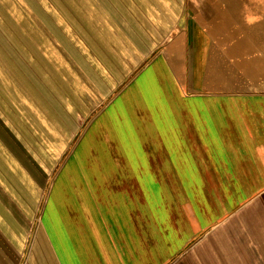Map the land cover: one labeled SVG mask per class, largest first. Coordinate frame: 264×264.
<instances>
[{
	"label": "crops",
	"instance_id": "crops-1",
	"mask_svg": "<svg viewBox=\"0 0 264 264\" xmlns=\"http://www.w3.org/2000/svg\"><path fill=\"white\" fill-rule=\"evenodd\" d=\"M42 1L49 14L45 24L24 0H0L1 166L4 107L19 102L5 103V76L12 90L15 83L20 88V74L5 65L3 43L19 47L28 16L31 25L48 26L40 28L43 39L28 38L36 47L45 43L47 51L52 42L68 41L73 23L93 33L99 19L100 0ZM13 9L27 13L26 24ZM163 14L155 34L159 52L86 125L97 132L91 151L95 161L103 156L97 168L110 173L108 199L115 191L120 195L109 200L114 209L103 200L101 185L85 184L76 162L69 168L86 129L66 148L50 181L39 213L41 223L50 213L43 236L58 264H264V0H187L173 2ZM7 27L16 39H3ZM24 53L34 59V45ZM31 68L24 72L35 73ZM121 99L114 115H105ZM58 185L72 187L75 206L57 198ZM177 186L187 188L183 245L164 218L169 189ZM149 188L157 194L154 236ZM165 226L174 250L166 257Z\"/></svg>",
	"mask_w": 264,
	"mask_h": 264
},
{
	"label": "trees",
	"instance_id": "trees-1",
	"mask_svg": "<svg viewBox=\"0 0 264 264\" xmlns=\"http://www.w3.org/2000/svg\"><path fill=\"white\" fill-rule=\"evenodd\" d=\"M152 1V6L163 7L164 5L161 0H158V3L157 0ZM146 2L148 0H100L99 19L97 23H94L93 33L91 27H77L73 23L69 26L67 42H52L50 51H40V58L32 59L31 62L34 63L36 68L41 69L33 74L26 72L20 74L19 91L27 92V98H30V91L31 96L32 94L35 95V98L32 97V107L30 108L32 121L26 124L18 123L16 127L10 124L4 125V132H17L20 130L28 133L32 131L41 137L46 133L57 131L59 139L63 138L66 141L64 148L68 147L69 150L75 146L77 141L72 136L86 129L82 143L69 161V168L76 164L77 169L82 170L84 175L82 177H84L85 184L88 183L89 188H92L94 184L101 185L103 187V200H106L107 205L110 204L113 209L116 202H109V200L111 198L120 199V195H117L118 192L114 190L115 195L108 199L110 173L107 167L103 170L97 168L96 163L99 159L102 162L103 156H96L95 161L94 156L91 154L94 148L93 141H95L96 129L92 126L82 127L80 122L86 118L91 119L102 108L106 107L110 97L129 75L134 70L141 69L148 62L147 60L141 61V56L156 54V52H151V46L148 43V46L145 43L142 44V41L147 40V34L140 27V18L143 17L141 5ZM147 10L145 8L146 12ZM149 11L148 16L146 14L145 17H147L151 28L157 30V22L161 23L165 20L163 10L161 9L159 13L155 9ZM74 34L78 35L79 40ZM39 45L37 44V47ZM25 55L27 56V54ZM25 55L23 58L26 59ZM52 60H54L53 64ZM45 61L47 65H44ZM9 87H12V85L10 84ZM15 87L16 83L14 84ZM119 101L108 108L105 115H114L115 108H119ZM40 119H42V123H37V120ZM41 132L45 134L43 135ZM45 138L41 140L39 137L31 136L29 140L18 139L17 145L20 152L18 157H16V154L14 156L17 162L12 160L9 163L12 166L7 170L4 168V173L1 172V178L4 177L7 181L4 179L1 181L0 199L4 195L10 194L11 202L16 204L20 202L19 195L17 194V196L16 192L11 191L9 180H15L14 184H17V188H24L26 185L23 180H29L26 167L41 169L39 170L42 175L40 178L43 180L39 184L34 182V186L40 185L41 188L45 186L47 179L50 180L56 175L65 155L61 158L58 152L59 146L55 148L47 146L44 143ZM98 141H101V139ZM56 143L59 144L57 141ZM17 145L15 144V147L13 142L4 141L6 149L11 146L18 148ZM39 148L43 150V153H37ZM28 185L32 186L33 184ZM148 192L149 221L151 222L149 230L153 227L150 235L154 236V228L157 223L159 226L156 218L157 212L155 211V208H157V202L155 201L157 194L154 188H149ZM54 194L58 196V199L64 198L67 207L75 206L74 202H70L75 199L71 186L66 188L63 185H58L54 188ZM56 205H59V203ZM49 214L46 213L40 227V235L47 249L48 257L43 258V262L41 260L39 264H58L43 236V227L48 228L50 224ZM84 226H87L85 222ZM169 243L170 235L165 226V257L174 253V250L168 246Z\"/></svg>",
	"mask_w": 264,
	"mask_h": 264
},
{
	"label": "rangeland",
	"instance_id": "rangeland-1",
	"mask_svg": "<svg viewBox=\"0 0 264 264\" xmlns=\"http://www.w3.org/2000/svg\"><path fill=\"white\" fill-rule=\"evenodd\" d=\"M18 0H16L17 2ZM163 1L164 5L161 6H152L153 1L148 0V2L143 3L141 5L142 19L140 18V27L146 32L147 34V40L145 42L142 41V44L144 43L151 46V52H159V49L162 47L161 44L155 42V34H157V31H159V28H161V23L158 25V30H155L151 28L150 23L147 19L146 14L148 16V11H152V9H155L158 13L159 11L164 10L165 7L168 5L171 6V4L174 2L176 3H185L187 0H161ZM158 3V0H157ZM24 4L28 9L32 8L34 9V13L36 15V20H39L42 24L48 23V16L44 10V4L42 0H24ZM15 8V7H14ZM145 8L148 9L147 12L145 11ZM17 9V7H16ZM141 11V10H140ZM149 11V12H150ZM25 15L27 14L24 12ZM135 13V11H134ZM12 14H15L16 17H19V20L26 24V16L21 15L19 16L18 10L12 11ZM33 17L28 16V25L27 28L21 27L20 30V45L18 47L17 42H4L3 43V54H4V61L5 65L8 67L10 66L12 73H14L16 76V73L21 74L24 71H29V67L34 71H39L41 68H36L34 64L31 62L33 58L31 56L27 57L26 59L23 58V51L27 50L28 46H33L36 49V54L34 59L40 58V53L37 50L38 48H43L45 43H41V46L36 47L35 43L31 44L29 43L30 40H40L43 39L42 35V29L40 33V28H43L44 26H38V25H31ZM166 19V18H165ZM47 27L43 29H47ZM8 29V30H7ZM5 28V31L8 33V36H3V39H16V34H11L12 37L9 35L11 32V28L9 29L7 27ZM25 30L27 33V36H23V32L21 30ZM30 30V31H29ZM161 30V29H160ZM17 32V31H16ZM30 32V33H29ZM14 35V36H13ZM26 35V34H25ZM76 37V35L74 34ZM29 38V41H28ZM147 45V46H148ZM31 52V51H30ZM157 52V53H158ZM32 53V52H31ZM25 54V53H24ZM148 54V57L146 55L141 56V61H150L156 54ZM20 56V57H19ZM22 56V57H21ZM44 63V62H43ZM54 63V60H52V64ZM44 65H47V62L45 61ZM6 66V68L9 70V68ZM5 69V74L6 70ZM10 70V71H11ZM137 72V71H136ZM135 70L132 72V75H129V77L124 81V83L116 90V92L111 96L119 95L123 90L124 87L128 84L131 77H133L136 74ZM10 81L5 76V103L9 102L11 98H13L12 102H16V98H19L18 105L14 106H6L4 107V125L10 124L14 127L18 123L26 124L27 122H31V111L30 108L32 107V97L35 95L32 94L30 91V98H27L26 94L27 92H24L22 90H14L11 89ZM14 86V85H13ZM34 86V85H33ZM35 87V86H34ZM35 98V97H34ZM122 99L119 102L121 105ZM89 118H86L80 122V126L85 127L89 124ZM37 123H42V119L37 120ZM40 125V124H39ZM70 126V125H69ZM32 132V131H31ZM26 132V131H6L5 132V139L4 141H11L17 145V141L19 138H23L26 140H29L32 137H39L41 140L42 138H45L44 143L47 146L55 148L56 146H59V156L62 158L66 148H64V144L66 141L62 139H59V133L57 131L49 132V133H42L44 136H39L36 134V132ZM83 131L80 133L74 134L72 137L74 140H78L81 136ZM49 138V139H47ZM58 138V140H57ZM59 142V144L56 143ZM18 146V145H17ZM16 147V146H15ZM7 148H13L18 149L15 150V152H11L10 156L7 155V149H5V155L3 164L1 166L0 164V177H2L1 172L4 173V168L7 170L10 166L9 163H11L12 160H16L15 158L19 156V146L18 148H14L13 146L7 147ZM68 148V147H67ZM63 149V151H62ZM70 148H68V152ZM37 153H43V150L39 148L37 150ZM16 154V157H14ZM60 158V159H61ZM17 162V160H16ZM17 164V163H15ZM14 167V166H13ZM12 167V168H13ZM45 167V166H44ZM43 167V168H44ZM27 171V177L29 180H23L25 182L24 188L18 187L17 184H14L15 180H9L10 182V189L14 193L16 192V195L18 196L19 203L16 204L14 202H11V195H4L3 198L0 199V264H39L43 258L48 257L47 249L44 245V242L42 240V237L40 235V227H41V219H40V213L39 210H41L43 199L46 195V192L49 188L50 181L52 179H47L45 182V186L41 188L40 185L34 186V182L36 184H39L40 181L43 179L40 178L42 175L39 172V168H25ZM35 171V172H33ZM22 178V176H21ZM4 179L0 178V187H1V181ZM5 180V179H4ZM7 181V180H5ZM22 182V180H21ZM28 184H33L28 185ZM14 189V190H13ZM187 188L186 187H174L173 192L171 193V190L169 189V199L170 202L166 204V212H165V224L168 226L169 230L172 232H175L176 235L172 234L173 239H176L178 243L183 245L184 240L186 239V232H187V211H188V203H187ZM35 193V195H34ZM174 196H173V195ZM5 199V201H4ZM10 201H6V200ZM2 200V201H1ZM17 206V208H16ZM174 241V240H173ZM175 241V243H177Z\"/></svg>",
	"mask_w": 264,
	"mask_h": 264
},
{
	"label": "bare ground",
	"instance_id": "bare-ground-1",
	"mask_svg": "<svg viewBox=\"0 0 264 264\" xmlns=\"http://www.w3.org/2000/svg\"><path fill=\"white\" fill-rule=\"evenodd\" d=\"M251 1V0H250ZM242 3V2H241Z\"/></svg>",
	"mask_w": 264,
	"mask_h": 264
}]
</instances>
